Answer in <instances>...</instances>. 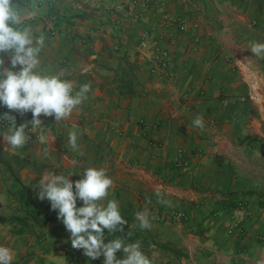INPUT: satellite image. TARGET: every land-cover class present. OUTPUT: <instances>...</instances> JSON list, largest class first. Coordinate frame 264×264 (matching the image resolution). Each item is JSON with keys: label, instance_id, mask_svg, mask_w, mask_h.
<instances>
[{"label": "crops", "instance_id": "0c3cea01", "mask_svg": "<svg viewBox=\"0 0 264 264\" xmlns=\"http://www.w3.org/2000/svg\"><path fill=\"white\" fill-rule=\"evenodd\" d=\"M13 3L20 16L14 27L44 40L35 71L71 81L74 92L83 84L91 90L69 117L41 115L38 136L21 149L0 129V216L23 219L26 210L2 159L36 206L51 207L36 187L45 172L75 182L85 169L103 167L114 183L102 203L117 201L128 222L123 232L106 233V242H139L146 256L157 255L153 264H264V59L248 50L264 42V0ZM148 35L168 47L172 81L149 74L137 48ZM197 116L203 130L192 123ZM178 153L188 172L174 169ZM143 211L150 229L139 227ZM175 211L186 220L155 215ZM51 228L0 225V246L13 251L12 264H103L102 256L83 258L66 229Z\"/></svg>", "mask_w": 264, "mask_h": 264}, {"label": "clouds", "instance_id": "9594fccd", "mask_svg": "<svg viewBox=\"0 0 264 264\" xmlns=\"http://www.w3.org/2000/svg\"><path fill=\"white\" fill-rule=\"evenodd\" d=\"M19 23L20 16L13 0H0V106L21 116L31 112L30 123L33 128H40L41 115L54 116L55 121L69 117L87 98L91 87L90 84H83L79 91L74 92L71 81L59 75H41L35 71L40 63L39 52L44 40L43 37L34 39L30 29L14 27ZM248 50L255 57L264 59V42H250ZM5 55L10 58V67H5ZM17 66H20L19 71L14 70ZM0 120L10 124L9 134L3 135V140L13 149L23 148L30 139L25 123L17 126L16 116L7 112L0 116ZM192 123L203 130L202 117L197 116ZM77 141V134L70 132L68 143L73 151L79 148ZM69 177L48 171L39 178L36 187L39 189L38 198L42 201L47 199L51 208L58 211V219L70 233L72 247L83 250L90 260L103 256V264H152L141 251L139 242L125 244L120 238L105 240V230L108 233L123 232L128 224L119 211L117 201L102 203L114 183L106 169L87 168L82 178L75 182ZM160 194L157 189L156 195ZM78 199L83 206L77 207ZM161 202L171 206L169 201ZM136 219L141 229L151 228L147 211L137 212ZM120 250L124 253L122 259L116 256ZM13 259V251L0 246V264H12Z\"/></svg>", "mask_w": 264, "mask_h": 264}, {"label": "built area", "instance_id": "2783aa9c", "mask_svg": "<svg viewBox=\"0 0 264 264\" xmlns=\"http://www.w3.org/2000/svg\"><path fill=\"white\" fill-rule=\"evenodd\" d=\"M163 23H166V25H172V23H175L177 27L180 24L178 20L177 22H173L168 20L166 17L163 18ZM252 25H254V22H252ZM151 32L153 33L155 32V30L153 29ZM161 39L162 37L160 35L157 38L155 36L148 35L146 38H144L138 43L137 48L143 51L142 60L145 64H147L149 74L161 77L166 81H172L173 75L169 70L170 53L167 46L164 48L161 47ZM172 44L173 42L171 41V39H169L167 41V45L170 46ZM6 112L9 113V115L16 116L17 126L25 123L26 134L30 137L28 143L32 142L34 138L38 136L37 133L33 131V127L30 124L32 118L31 112H28L25 115L21 116L14 110H9L5 106H0V116H2ZM9 127L10 124L8 121L0 120V129L9 130ZM174 169L180 172H188L190 169L188 162L182 158L181 153H178L177 159L174 162ZM155 215L157 220L159 221L171 220L181 222L186 220L185 214L182 211H175L169 213H155Z\"/></svg>", "mask_w": 264, "mask_h": 264}, {"label": "trees", "instance_id": "16d2710c", "mask_svg": "<svg viewBox=\"0 0 264 264\" xmlns=\"http://www.w3.org/2000/svg\"><path fill=\"white\" fill-rule=\"evenodd\" d=\"M19 170L21 168L20 161L18 158L12 156L9 159ZM2 163L7 168L10 176L18 183L19 191L18 194L22 200L25 201L26 210H25V217L23 219L12 217L10 220H5L0 216V225H11L15 224L18 226H25L31 223L36 228H46L52 227L51 229L54 230L56 228H63L66 229L63 225L62 221L58 219V214L49 206H36L27 196V191L19 184L18 178L16 173L9 167V164L6 160L2 159ZM108 233L105 230V234ZM108 237V236H107ZM166 248L164 246H161Z\"/></svg>", "mask_w": 264, "mask_h": 264}, {"label": "rangeland", "instance_id": "374dc122", "mask_svg": "<svg viewBox=\"0 0 264 264\" xmlns=\"http://www.w3.org/2000/svg\"><path fill=\"white\" fill-rule=\"evenodd\" d=\"M57 213V212H56ZM123 254V251L122 250H120V251H118L117 253H116V256H120V255H122ZM147 256H148V258L150 259V256H157V255H153V252H147ZM83 258H85L86 256L83 254V252H82V254H80ZM87 259H88V257H86ZM102 258H103V256H102ZM155 257H153V259H154ZM174 260V259H173ZM174 262V261H173ZM153 264V263H152ZM175 264V263H174Z\"/></svg>", "mask_w": 264, "mask_h": 264}]
</instances>
